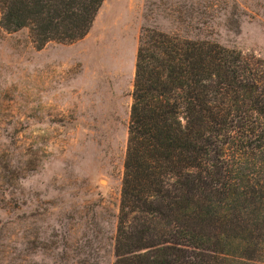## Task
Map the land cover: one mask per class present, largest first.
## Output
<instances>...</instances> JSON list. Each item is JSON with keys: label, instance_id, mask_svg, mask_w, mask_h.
Segmentation results:
<instances>
[{"label": "rangeland", "instance_id": "rangeland-1", "mask_svg": "<svg viewBox=\"0 0 264 264\" xmlns=\"http://www.w3.org/2000/svg\"><path fill=\"white\" fill-rule=\"evenodd\" d=\"M140 28L264 60V0H104L41 50L0 29V264H113Z\"/></svg>", "mask_w": 264, "mask_h": 264}, {"label": "trees", "instance_id": "trees-1", "mask_svg": "<svg viewBox=\"0 0 264 264\" xmlns=\"http://www.w3.org/2000/svg\"><path fill=\"white\" fill-rule=\"evenodd\" d=\"M104 0H0L41 50ZM113 264H264V60L140 28Z\"/></svg>", "mask_w": 264, "mask_h": 264}]
</instances>
